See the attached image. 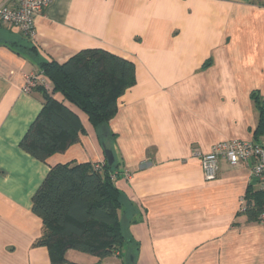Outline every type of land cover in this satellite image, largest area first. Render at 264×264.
<instances>
[{
	"label": "crops",
	"instance_id": "1",
	"mask_svg": "<svg viewBox=\"0 0 264 264\" xmlns=\"http://www.w3.org/2000/svg\"><path fill=\"white\" fill-rule=\"evenodd\" d=\"M87 49L135 68L108 124L125 241L102 263L264 264V224L243 213L259 183L246 165L222 161L207 180L198 155L231 141L264 146V134H254L255 98L264 100V0H54L32 39L0 22V264H49L47 250L34 246L42 232L35 192L52 166L106 161L87 116L49 82L47 93L83 132L45 162L19 147L43 107L37 89L24 91L25 78ZM77 253L65 259L98 263Z\"/></svg>",
	"mask_w": 264,
	"mask_h": 264
},
{
	"label": "trees",
	"instance_id": "2",
	"mask_svg": "<svg viewBox=\"0 0 264 264\" xmlns=\"http://www.w3.org/2000/svg\"><path fill=\"white\" fill-rule=\"evenodd\" d=\"M39 72L52 85V93L60 94L87 116L103 151L112 150L114 136L108 124L117 113L118 99L135 84L133 63L103 49H87L61 64L45 62ZM45 88H32L42 94L43 107L19 144L22 151L41 162L64 152L83 132L77 115ZM255 104L259 123L254 134L259 136L264 134V100L256 97ZM117 169L116 160L112 166L105 161L99 169L90 163L50 168L32 198L31 208L42 224L34 246L47 250L49 264H73L65 259L68 250L97 257V264L115 253L120 255L125 238L118 216L121 193L113 182ZM244 199L247 221L261 222L262 193L248 189ZM129 264L134 262L129 260Z\"/></svg>",
	"mask_w": 264,
	"mask_h": 264
},
{
	"label": "built area",
	"instance_id": "3",
	"mask_svg": "<svg viewBox=\"0 0 264 264\" xmlns=\"http://www.w3.org/2000/svg\"><path fill=\"white\" fill-rule=\"evenodd\" d=\"M54 0H6L0 5V22L15 28L25 37L32 39L35 36V20L40 16ZM46 79L38 72L25 78L24 91L28 92L35 86L47 85ZM199 155L200 164L205 179L216 177L219 162H225L231 166L246 165L253 177L259 183V191L264 198V146L254 142L231 141L217 144L206 155ZM101 164H95L99 169ZM124 176L128 178V174ZM264 222V209L259 216ZM117 256L118 253H115Z\"/></svg>",
	"mask_w": 264,
	"mask_h": 264
},
{
	"label": "water",
	"instance_id": "4",
	"mask_svg": "<svg viewBox=\"0 0 264 264\" xmlns=\"http://www.w3.org/2000/svg\"><path fill=\"white\" fill-rule=\"evenodd\" d=\"M104 156H105V160L107 162L108 166H112L114 164V154L112 152V150L109 149H104ZM130 262L133 263V257H130Z\"/></svg>",
	"mask_w": 264,
	"mask_h": 264
},
{
	"label": "rangeland",
	"instance_id": "5",
	"mask_svg": "<svg viewBox=\"0 0 264 264\" xmlns=\"http://www.w3.org/2000/svg\"><path fill=\"white\" fill-rule=\"evenodd\" d=\"M75 253H76V254H79V253H77L76 251H75ZM80 254H83V253H80ZM83 255L86 256V257L92 258L90 255H87V254H83Z\"/></svg>",
	"mask_w": 264,
	"mask_h": 264
}]
</instances>
